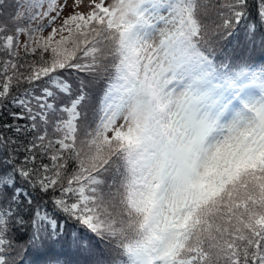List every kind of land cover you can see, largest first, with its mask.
I'll list each match as a JSON object with an SVG mask.
<instances>
[{
    "label": "snow or ice",
    "instance_id": "snow-or-ice-1",
    "mask_svg": "<svg viewBox=\"0 0 264 264\" xmlns=\"http://www.w3.org/2000/svg\"><path fill=\"white\" fill-rule=\"evenodd\" d=\"M257 48L264 0H0V264H264Z\"/></svg>",
    "mask_w": 264,
    "mask_h": 264
},
{
    "label": "trees",
    "instance_id": "trees-1",
    "mask_svg": "<svg viewBox=\"0 0 264 264\" xmlns=\"http://www.w3.org/2000/svg\"><path fill=\"white\" fill-rule=\"evenodd\" d=\"M21 41L23 39V36L20 38ZM20 55L23 56L24 53L23 51L20 52ZM252 59L257 63L261 64L264 63V52H262L260 49H256L255 51L252 52ZM26 264H32L34 261L35 257L32 252H29L25 257H24Z\"/></svg>",
    "mask_w": 264,
    "mask_h": 264
},
{
    "label": "rangeland",
    "instance_id": "rangeland-1",
    "mask_svg": "<svg viewBox=\"0 0 264 264\" xmlns=\"http://www.w3.org/2000/svg\"><path fill=\"white\" fill-rule=\"evenodd\" d=\"M48 31H50V29H49ZM45 35H47V32L45 33ZM23 40H24V37H23L22 41H23Z\"/></svg>",
    "mask_w": 264,
    "mask_h": 264
}]
</instances>
